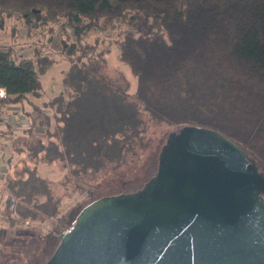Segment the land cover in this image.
Wrapping results in <instances>:
<instances>
[{"label": "trees", "instance_id": "obj_1", "mask_svg": "<svg viewBox=\"0 0 264 264\" xmlns=\"http://www.w3.org/2000/svg\"><path fill=\"white\" fill-rule=\"evenodd\" d=\"M2 14L22 18L28 28L62 19L74 36L64 54L63 92L39 105L30 97L43 98L40 75L54 60L0 51L6 93L0 120L7 105L17 104L30 122L26 136L36 116L44 126L33 142L13 143L4 164L0 212H7L10 228L16 218L26 224L3 228L4 240L18 231L27 232L24 238L50 231L64 196L91 195L111 172L141 160L153 141L152 124L171 132L216 130L264 176V0H0ZM116 20L123 27L111 47L90 39V31ZM112 49L133 82L109 71ZM39 162L55 164L62 176H42Z\"/></svg>", "mask_w": 264, "mask_h": 264}, {"label": "water", "instance_id": "obj_2", "mask_svg": "<svg viewBox=\"0 0 264 264\" xmlns=\"http://www.w3.org/2000/svg\"><path fill=\"white\" fill-rule=\"evenodd\" d=\"M46 264H264V176L216 130L169 132L141 189L84 206Z\"/></svg>", "mask_w": 264, "mask_h": 264}, {"label": "rangeland", "instance_id": "obj_3", "mask_svg": "<svg viewBox=\"0 0 264 264\" xmlns=\"http://www.w3.org/2000/svg\"><path fill=\"white\" fill-rule=\"evenodd\" d=\"M122 27L119 21L116 20L107 30L90 31L89 37L91 40L97 38L102 41L103 47H111L110 40L116 38L117 31ZM72 41H74L73 30L70 26L63 23L62 19L57 22H37L35 27L28 28L24 20L16 15H0V51H7L10 48L16 56H19V50L25 48L27 49L26 53L29 54L30 57H32L33 54L30 55V53L33 51L36 55L39 54V56H46L54 60L53 65L40 75V81L44 91L43 98L33 99L30 97L31 100L38 105L42 103V101L55 97L63 92L62 76L68 68V62L64 59V54ZM115 56L116 49H112V52L107 56L110 68L109 71L111 73L121 71L133 82L128 71L116 60ZM19 107L20 106L17 104H9L6 106L5 111L8 112ZM17 112L18 111L14 110L12 114ZM36 117L37 126L32 130V133L27 136L22 133L23 129L10 128V131H8L5 126H0V133H2L1 141L5 138H10L11 135L16 136L9 139V143L12 145L13 142L25 143L26 138L33 142L37 138L42 137V131L44 130V126L40 125V120L42 118L40 116ZM15 119L18 120L12 119V123H21L19 122V117ZM22 121H25V119ZM28 124H30V122H28ZM29 127L30 125L26 128ZM172 129V127L165 124H152L150 127L151 133L149 131V135L152 137L153 141L150 147L144 152L141 160L111 172L100 181L99 185L95 187L94 190H92L91 195L87 193V195L64 196L60 207V217L53 222L54 227L51 229L52 231L50 230L51 232L49 229H46L47 231H41V235H38L39 237L35 232H32L30 233L31 238H24L27 232L24 235V231H18L13 234L8 233L11 234V236L8 240H4L6 235L3 232V228L7 230L21 229L22 227L24 228L26 224L16 218L13 219V226L10 228L9 225L11 221L4 217L7 212H3L2 214L0 212V264H46V259L52 253L54 254L60 245V240L56 236L67 233L73 228L77 215L90 200L131 193L143 187L153 176L151 174L155 173L156 170H154V168L157 169L159 152L166 142L167 135ZM12 150L13 147L11 151ZM8 155L10 156L11 154ZM6 161L7 159H1L0 164H5ZM38 169L42 176L53 181H57L62 176V170L55 164L39 162ZM4 205L5 204H3V206ZM11 207L10 205L9 209H11ZM35 241L39 243L35 245Z\"/></svg>", "mask_w": 264, "mask_h": 264}, {"label": "crops", "instance_id": "obj_4", "mask_svg": "<svg viewBox=\"0 0 264 264\" xmlns=\"http://www.w3.org/2000/svg\"><path fill=\"white\" fill-rule=\"evenodd\" d=\"M41 99V98H40ZM43 102V101H42ZM35 103V102H34ZM37 104V103H36ZM41 104V103H40ZM14 110H16V111H18L17 113H14V114H12V111H14ZM17 115V116H16ZM17 117H19L20 119V121L19 122H21V123H19V124H17L16 122H13L12 123V119H14V120H18V119H15V118H17ZM11 118V119H10ZM25 119V121H22V120H24ZM28 119L24 116V114L22 113V112H20V108H15V109H13V110H11V111H8V112H5L4 114H3V117H2V119L0 120V126H5L6 128H7V130L8 131H10L9 129L10 128H15V129H19V130H24V129H26V127L28 126ZM35 128H36V126H35ZM23 130H22V133H24L23 132ZM21 133V134H22ZM1 135H2V133H0V161H1V159H7L8 158V154H12V151H11V149H12V145L9 143V139H11V138H14V137H16V136H13V135H11V137L10 138H8V139H6L5 138V136H4V140L3 141H1L2 139H1ZM24 135L26 136V134L24 133ZM13 140V139H12ZM14 143V142H13ZM11 152V153H10ZM1 166H4L5 167V165L4 164H0V167Z\"/></svg>", "mask_w": 264, "mask_h": 264}, {"label": "built area", "instance_id": "obj_5", "mask_svg": "<svg viewBox=\"0 0 264 264\" xmlns=\"http://www.w3.org/2000/svg\"><path fill=\"white\" fill-rule=\"evenodd\" d=\"M26 51H27V49H25V48L21 49V50H19L18 55L22 58H25V59H34L35 58L36 54L33 51H31V53H30V55L33 54L32 57H30L29 54L26 53ZM5 97H6V93H5L4 89L0 88V99H3ZM1 117H3V115ZM28 125H30V124H28ZM4 172H5V167L1 166L0 167V174H1L0 176H2L4 174Z\"/></svg>", "mask_w": 264, "mask_h": 264}]
</instances>
